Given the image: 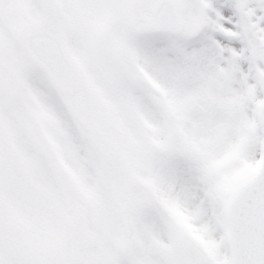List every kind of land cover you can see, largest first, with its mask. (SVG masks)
<instances>
[{
    "label": "snow or ice",
    "instance_id": "6c2138e0",
    "mask_svg": "<svg viewBox=\"0 0 264 264\" xmlns=\"http://www.w3.org/2000/svg\"><path fill=\"white\" fill-rule=\"evenodd\" d=\"M0 264H264V0H0Z\"/></svg>",
    "mask_w": 264,
    "mask_h": 264
}]
</instances>
